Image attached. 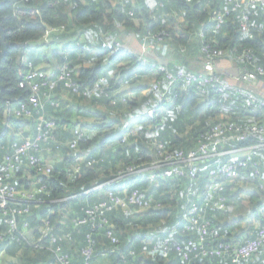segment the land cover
Wrapping results in <instances>:
<instances>
[{
    "label": "trees",
    "instance_id": "16d2710c",
    "mask_svg": "<svg viewBox=\"0 0 264 264\" xmlns=\"http://www.w3.org/2000/svg\"><path fill=\"white\" fill-rule=\"evenodd\" d=\"M241 5L248 18L251 38L239 31L237 13L230 14L220 28L215 30L213 14L227 9L222 0H70L67 3H54L51 0H0V27L10 46L0 59V86L3 88V91L0 90V169L2 158L10 155L13 145L21 141L18 130H23L24 136H35L39 114L55 122L53 134L58 145L55 149L51 143V152L43 153L45 162L52 165L49 174H37L35 167L28 164L26 157H22L14 164L11 177L5 179V185L18 192L29 191L33 198L30 204H17L19 208H29L27 213L15 216L18 228L24 223L28 225L26 236L15 234L17 240L14 242L0 241V253L3 250L20 253V264H59L48 250L49 237L45 239L40 233L47 223L52 229V235L69 236V240L62 239L55 244L60 247L62 254L68 255V264L83 263L80 251L86 245L84 240L87 235L95 244L91 264H264V249L243 261L233 262L227 254L205 255L196 259H192L190 254L189 260L184 261L181 255L185 253L187 243L196 240L197 234L179 226L186 205L195 204L199 223H208L209 237L203 243L204 250L218 245L232 246L236 242L257 237L258 231L264 227V158L258 156L264 154V149H254L258 144V135H251L242 142L227 141L220 150L227 153L230 149L243 150L237 153L239 156L233 158V154L229 153L200 161L191 181L183 176L148 184L133 176L124 181L122 188L117 185L111 187L112 197H109L107 188L97 194L92 191L96 186L113 179L126 167L144 169L160 160L163 153L182 152L186 155L196 150L203 137L216 125L234 123L243 129L264 125V109L258 107L257 112L252 113L244 104V96L241 94H219L209 86L197 88L195 85L184 90L183 86L176 84L171 88V103L165 104L166 107L171 106L169 111L158 117L137 121L133 126V134L115 136L125 119L130 120L158 105L161 91L156 92L150 88L159 84L163 91L166 85L164 73L153 69L152 61L141 62L134 54L114 53V44L121 42L126 46L123 39L134 36L138 48L135 44L131 46L133 49L129 45L127 47L135 53L139 52L143 44L153 46V50L158 45L172 44L174 59L181 61L182 65L168 64L166 72L182 70L198 74L202 71L204 61L198 33L203 32V42L208 49L220 50L227 56V59L215 58L220 68L219 74L234 75L233 70H227L221 65L226 62L233 65L237 74L242 65L230 60V57L244 50L252 54V65L246 66L247 69L252 70L253 66L264 69V8L247 7L245 2ZM179 17L182 18L180 22L177 20ZM57 29L61 32L50 33L48 42L44 44L46 31ZM69 31L72 33L68 34ZM80 35L87 38L86 44L91 40H102L100 44L109 48L104 53L100 51L92 56L83 49L84 45L75 46L73 42L71 47L62 50L59 55L50 54V47L55 42H64L70 36L77 39ZM151 35L163 39L157 42L149 39ZM35 44L50 48L47 52L50 59H55L56 65L49 64L48 56L44 55L42 59L29 56V48ZM156 55L157 59H166L165 55ZM193 57L202 60L199 72L191 70L190 64L186 65ZM43 63L52 69V74L47 75V82L56 83L54 90L47 96L48 89L40 88L38 97L41 110L27 105L30 118L16 119L9 116L8 110L12 106L26 103L31 93L27 87L19 88V82L30 69L44 70L39 68ZM101 63L109 67L112 77L102 68ZM65 75L73 82L75 92L58 82V77ZM151 79L152 82H149ZM259 82L264 83V77ZM123 84H127L139 96L128 99V94H121L118 90ZM251 84L239 83V87L257 94L250 87ZM144 90H148L145 95L142 94ZM62 95H68L77 107L90 109L87 114L91 120L90 129L83 131L76 127L70 133L59 135L57 115L63 112L65 103ZM124 97L127 99L122 101ZM4 103L8 109L7 116H4ZM91 104L95 106L91 107ZM161 108L162 105L159 106ZM249 115L252 119L247 122ZM242 117H246V120ZM102 125H107L106 130L101 128ZM74 131L78 135H74ZM151 139H156L157 146L151 145ZM72 141L76 146L71 150L68 144ZM30 154L37 156V153ZM247 155L251 160L244 162L245 167L239 170L237 179H209L208 171L212 168L239 159L245 161ZM49 158L53 161L50 162ZM75 166L79 168L78 172H75ZM244 173L249 176L248 180H242L239 186V177ZM250 183L254 184L253 191L250 190ZM134 192L141 200L148 202L145 209L126 204ZM75 195V198H71ZM219 198L224 200L222 209L212 203ZM116 200L127 205L128 214L124 213L126 208L115 205ZM100 206L109 207L103 216L106 220L103 225L108 227L100 231H93L87 223L79 228L74 227L73 221L84 219L86 210ZM247 215L252 216L253 222L248 233H242L241 223ZM170 216L176 217L173 232L169 227H156L158 222ZM101 219L98 218V221ZM2 220L0 211V231L5 229ZM137 229H141V233L136 235ZM108 231L119 241L118 245L110 243V238L106 236ZM146 231L160 238L145 245L141 235ZM36 244L40 247L36 248ZM70 244L75 245L74 249ZM162 244L168 247L165 259L159 253L149 254L152 247H160ZM177 248L181 249L180 253L176 251Z\"/></svg>",
    "mask_w": 264,
    "mask_h": 264
},
{
    "label": "built area",
    "instance_id": "2783aa9c",
    "mask_svg": "<svg viewBox=\"0 0 264 264\" xmlns=\"http://www.w3.org/2000/svg\"><path fill=\"white\" fill-rule=\"evenodd\" d=\"M54 3L59 1L67 3L70 0H51ZM226 5V10L224 12H219L218 14H213V20L215 21V30H218L220 26L226 21L228 16L232 13H237L236 18L239 22V31L243 35H247L249 38L252 37L249 31V23L245 10L242 11V2H245L247 7L261 6L264 8V0H222ZM52 32H61V30H47L44 36V44L48 42L49 34ZM198 38L202 41L201 53L204 55V61L202 64V71L200 73H192L190 71L178 70L174 73L166 72V67L168 65L166 59H152L154 53L153 46L149 44H143L140 46L138 53L133 52L129 47L124 46L121 42H117L113 46L114 53L123 52L126 54H134L138 61L148 62L152 61V68L156 69L157 72L164 73L166 88L162 91V85H153L150 90L160 92L159 103L157 106H152L148 108L143 113L138 116L132 117L130 120L124 121L119 128V135L122 137L125 134H133V126H135L137 121L141 119H147L152 117H158L160 115V105H165L171 103L170 92L171 88H174L176 84L183 86L184 90L187 87L195 85L197 88H203L205 86L211 87L216 93H237L244 96V104L251 110L252 113H256L258 107L264 109V96L257 95L254 92L239 87V83L244 84H256L260 81V78L264 77V69L260 67L253 66L252 70L247 69L246 66L252 65V54L248 50H244L239 54H235L234 57H230V60L236 61L241 64L242 67L240 71L235 75H227L225 73H220L216 59H227L224 53L220 50H209L208 47L203 42V32L198 33ZM149 39L161 42L163 37L151 35ZM48 73L41 69H30L25 74L24 78L19 82V88H29L30 96L26 103H20L16 106H12V109L8 110V115L19 119L30 118V111L27 105L30 107L41 110L39 104L38 92L40 88L46 87L49 92L54 90L55 82L48 83ZM58 82L63 83L64 88L71 89L73 92L76 88L70 78L65 75L58 77ZM168 92V93H167ZM260 96V97H258ZM130 96H128L129 99ZM127 98H122V101ZM55 107V103H52ZM36 134L34 137L24 136L23 130H18L20 143L14 144L12 147V153L8 156L2 158V167L0 169V211L3 216L4 231H0V241L7 243L14 242L17 240L15 234L20 236H26L28 231L27 224H21L18 228V222L15 218L16 215L22 213H27L29 208H19L17 204H30L32 202L33 194L29 191H15L12 187H8L4 184L6 178L11 177V173L14 168V164L19 162L22 157H26L29 165L35 167V172L39 175H47L52 170V165L49 162H45L43 159V153L49 154L51 152L50 144L52 143L57 148L56 136L53 134L56 129V124L54 121L46 120L41 114L36 118ZM74 135H78L77 131H74ZM251 135H258V144L254 149H264V125L257 126L253 125L250 128L243 129L239 125L231 123L229 125H216L212 128L210 133L203 137V140L199 143L196 150L189 152L184 155L182 152L175 153H163L158 161L152 162L148 167L144 169H137L135 167L129 166L124 170H121L115 175V177L103 185L96 186L92 191L100 192L103 188H107L109 197H112L110 188L113 186L122 188L125 185L126 180H129L133 176L139 177L141 181H145L148 184H157V182L164 179H169L172 177H185L187 180L191 181L195 177L197 172V166L200 161L210 160L219 156L228 154L227 151L220 150L221 147L227 141L242 142L245 138ZM151 145L157 146L156 139L150 140ZM76 143L74 141L68 144L69 149H74ZM161 149V146L158 145ZM30 153H37V156H33ZM81 159V158H78ZM251 159L247 155L244 160H236L231 164H223L216 166L208 171L209 179L213 180H235L238 177L239 170L245 167L244 162H249ZM89 165V164H88ZM252 165H255L252 162ZM78 167L75 166V172H78ZM42 188L37 191L40 192ZM83 195V194H81ZM77 195L72 196L75 198ZM218 208H224L223 198H219L217 201H212ZM14 204L12 207L11 205ZM126 204H134L140 209H145L148 206L147 201H143L139 198L138 194L134 192L127 200ZM124 202L119 200L115 201V205H120L126 208L125 214H128V207ZM107 206L94 207L93 209H88L85 211V218L80 220H74L73 225L75 228H79L86 223L90 225L93 231H100L106 224V220L103 218L104 211L108 210ZM98 221V218H101ZM179 226L183 227L186 231L196 233L197 237L195 241L188 242L186 245V251L181 255L182 260L188 261L189 255L192 254V259L199 258L205 255H225L231 256L232 261L236 262L238 260H247L259 250L264 249V227L258 231L256 238L251 240H246L244 242H236L232 246H222L218 245L213 249L202 248L204 241L209 237L207 236V226L208 223L202 221L199 223V216L197 215V207L195 204H187L184 208V212L181 215L179 221ZM52 229L49 224L45 223L40 233L43 238L48 239L49 237V251L56 258V262L59 264H68V255L62 254L60 247L55 246L58 241L62 239L69 240L68 235H63V237H57L51 234ZM110 238V243L112 245H118L119 241L111 235L108 231L107 235ZM84 242L85 247L80 251L83 258L82 264H91L93 258L94 242L92 241L90 235L85 236ZM197 245V246H196ZM36 248L40 245L36 244ZM42 248V246H41ZM177 252H181L180 248L176 249ZM159 253L162 258H166L168 254V247L166 244H162L160 247H152L149 251L150 255Z\"/></svg>",
    "mask_w": 264,
    "mask_h": 264
},
{
    "label": "crops",
    "instance_id": "0c3cea01",
    "mask_svg": "<svg viewBox=\"0 0 264 264\" xmlns=\"http://www.w3.org/2000/svg\"><path fill=\"white\" fill-rule=\"evenodd\" d=\"M181 20H182V18L180 19V17H179V20L178 21L180 22ZM132 38L134 39V36H127V37H125L123 39V42L125 43L126 46L127 45H129L130 47L131 46H134L133 44H135L134 43L135 42V39L133 40ZM66 39L67 40L64 41V49L65 50L70 47L69 46V43L73 41V38L71 36L68 37V38H66ZM130 39H132L131 42H127ZM85 40H87V38L82 36L81 39L80 40H77L74 45L75 46L76 45L77 46L84 45L83 49L85 51H88L89 50V45L96 44L97 48L100 49V50H98V52H96L97 54L100 51H101V53H104L106 51V49L109 48L105 44H100L102 42V40H101V42H99L98 40L97 41H93V40L90 39L91 42L88 43V44H85L84 43ZM60 43H61V41H60ZM137 43H138V41H137ZM52 46L53 45H51V47ZM135 47L138 48V44H135ZM50 48L40 47L38 44H35V45H33V46H31L29 48L28 55L29 56H33V57L36 56V57H39L40 59H42L44 55L45 56H48L49 57V64H51L53 66V65H56V61L53 58L50 59V56H49V54L47 52ZM137 50L138 49H136V51ZM173 50H174V46L172 44H167L165 46L158 45V46L155 47L154 53L152 55V59H157V55L156 54L159 53V54H162V55H165L166 56V61H167L168 64H170V65H182V62L181 61L180 62H177V60L174 59ZM60 53H62V51H59L58 52V54H60ZM201 61L202 60H200V59L198 60V58L193 57L192 59L188 60V62L186 63V65L187 64H190V66H191L190 69L191 70H194L196 72H199V71H201ZM229 63L226 62V63H223L221 65H223L227 70H229V69L231 71L233 70L232 73H234V75H235V73H236L234 71L235 69L233 68V65H231ZM101 66H102L103 69L105 68V71L108 72V73H110V75H111V72L109 70V67H106L105 66V63H101ZM39 68L44 69L48 73V75L52 74L51 73L52 69L46 63H43L41 66H39ZM230 75H232V74H230ZM111 77H112V75H111ZM148 81L149 82H152V79L151 80H148ZM250 87L253 88V90L257 94H259L261 96H264V83L258 82L256 84H251ZM148 89H149V87H148ZM118 91H120L121 94H128L131 97V99H135L137 95L139 96V94H137V92H132L131 89H129V87H128L127 84H123L119 88ZM147 91L148 90L143 91L142 94L145 95ZM233 94H235V93H233ZM62 96L64 98L63 100L65 101L64 106H63V109L64 110H63V112H60L61 114L57 115V119H58V122H59V135L62 136L64 134H66V133H70L71 130H73V128H76V127L81 128L83 131H85V129H90L89 124L91 123V120H90V118L87 117V114H89L90 109L89 108H86L85 106H81V107L79 106V107H77V105L74 102V100H72L68 95L67 96L62 95ZM163 107H166V106L163 105L162 108ZM162 108L160 109V114H161V112L163 113L165 111ZM247 117H249L248 120H246V117H242V118L245 119L247 122H249L252 119V116L249 115ZM126 120L127 119H125L124 121H126ZM64 141H66V140H64ZM239 151H243V150L230 149V151H228V152L230 154H233V158H235V156H239L237 154ZM258 156H260L261 159L264 158V154L263 155L262 154H259ZM49 161L52 162L53 159H50L49 158ZM248 177L249 176L247 174H245V173L243 175H241L239 177L240 182H238L239 180L237 181L238 184H240L239 186H241V183H242L241 181L242 180H244V181L245 180H248ZM252 222H253L252 216H249V215L245 216L244 221L241 223V228H242V231L241 232L244 233L247 230L249 231L248 228L251 227ZM248 231H247V233H248ZM70 246L72 247V249H74L73 246H75V245L70 244ZM74 253H75V251H74Z\"/></svg>",
    "mask_w": 264,
    "mask_h": 264
},
{
    "label": "rangeland",
    "instance_id": "374dc122",
    "mask_svg": "<svg viewBox=\"0 0 264 264\" xmlns=\"http://www.w3.org/2000/svg\"><path fill=\"white\" fill-rule=\"evenodd\" d=\"M177 20H179V18L177 19ZM72 33V31H69V33L68 34H71ZM81 37H82V35H80L77 39H73V41L72 42H70L69 43V46H70V44H72L73 42H76L77 40H80L81 39ZM131 40L132 39H130V40H128L127 42H131ZM84 43L86 44V42L84 41ZM75 43H73V45H74ZM55 45V46H54ZM109 46H110V43L108 44ZM71 47V46H70ZM62 50H64V42H61L60 43V40L59 41H57V42H55V44H53V46L51 47V50H50V54H53L54 56L55 55H59L58 54V52L59 51H62ZM98 50H100V49H98L97 48V46H96V44H92V45H89V50L88 51H86L87 53H89L90 55H92V56H94L93 54H97L96 52H98ZM145 91V90H144ZM130 99H131V97H130ZM202 105H204L203 103H202ZM91 107H93V106H95V104H91L90 105ZM166 106V105H165ZM163 110H165L166 112L167 111H169L170 109H171V106L170 107H163L162 108ZM164 111V112H165ZM163 112V113H164ZM161 114H162V112H161ZM124 122V121H123ZM122 122V123H123ZM121 123V124H122ZM99 126V125H98ZM107 127V125H102V127L101 128H103V130H106L105 128ZM115 126L113 125V128H114ZM119 128H120V126H119ZM119 128H118V130H119ZM116 131L115 132V136L116 137H118L119 136V131ZM254 184H251L250 183V190H254ZM137 213H139V212H137ZM143 213V212H142ZM138 214H135V216H137ZM172 218V219H171ZM167 220H162V221H160V222H158L157 223V225H156V227L157 228H160V227H162V228H165V229H167L168 227L169 228H172L171 229V232H173V230L175 229V221H176V217L174 216V217H172V216H170V217H168V218H166ZM170 219H171V222H170ZM141 233V229H137V231H136V235L137 234H140ZM141 238H142V242H143V244H145V245H149V244H151V243H153V242H156L157 241V239H159L160 238V236H157V234L155 235V234H152V233H149V231H146V232H144L142 235H141ZM30 254H32V253H30ZM20 257V253H17V252H15V253H12L11 251H5V250H3L1 253H0V261H1V264H20L19 263V261H18V258ZM46 264H51L50 262H48V263H46Z\"/></svg>",
    "mask_w": 264,
    "mask_h": 264
},
{
    "label": "water",
    "instance_id": "95a60500",
    "mask_svg": "<svg viewBox=\"0 0 264 264\" xmlns=\"http://www.w3.org/2000/svg\"><path fill=\"white\" fill-rule=\"evenodd\" d=\"M1 29V36H0V59L7 53L8 49L10 48L9 44L5 40V33L4 30ZM0 90L3 91V88L0 86ZM4 116H7V105L4 103Z\"/></svg>",
    "mask_w": 264,
    "mask_h": 264
},
{
    "label": "flooded vegetation",
    "instance_id": "af4514ba",
    "mask_svg": "<svg viewBox=\"0 0 264 264\" xmlns=\"http://www.w3.org/2000/svg\"><path fill=\"white\" fill-rule=\"evenodd\" d=\"M1 36V35H0Z\"/></svg>",
    "mask_w": 264,
    "mask_h": 264
}]
</instances>
